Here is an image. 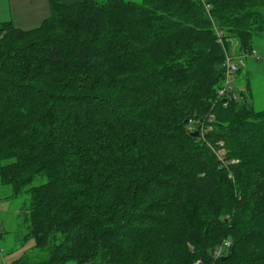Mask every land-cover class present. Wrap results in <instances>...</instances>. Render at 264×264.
I'll return each instance as SVG.
<instances>
[{
	"label": "trees",
	"instance_id": "1",
	"mask_svg": "<svg viewBox=\"0 0 264 264\" xmlns=\"http://www.w3.org/2000/svg\"><path fill=\"white\" fill-rule=\"evenodd\" d=\"M49 2L0 24V187L34 264H264V112L219 99L214 29L253 55L264 0Z\"/></svg>",
	"mask_w": 264,
	"mask_h": 264
},
{
	"label": "rangeland",
	"instance_id": "2",
	"mask_svg": "<svg viewBox=\"0 0 264 264\" xmlns=\"http://www.w3.org/2000/svg\"><path fill=\"white\" fill-rule=\"evenodd\" d=\"M5 1L0 0V23L8 21L4 20L5 12L9 11V8L5 5ZM64 1L67 2L65 3L67 5L77 3L75 2L76 0ZM127 1L141 3L143 0ZM45 5L47 8L49 7L47 0H45ZM13 9L14 14L17 15L18 12L15 6ZM27 11H29V8ZM49 16H51V9ZM39 26L40 24L34 28ZM226 42L228 51L239 57L238 61L242 67V70L236 76L237 82L235 87L237 92H244L255 110L264 112V37L255 40L253 43L254 53L249 56H245L246 54L240 52L241 46L238 40L231 39ZM195 129L193 124L189 127V131L191 132H194ZM41 183H43V180L36 182V184ZM11 194L12 188L0 187V225L3 233V236L0 238V263L3 261H6V263L16 261L15 264L41 262L45 259V255L33 249L35 245L34 241L24 242L25 234L20 227L19 215L27 209L29 198L22 197L18 200H13L9 199ZM190 248L193 249L192 246Z\"/></svg>",
	"mask_w": 264,
	"mask_h": 264
},
{
	"label": "crops",
	"instance_id": "3",
	"mask_svg": "<svg viewBox=\"0 0 264 264\" xmlns=\"http://www.w3.org/2000/svg\"><path fill=\"white\" fill-rule=\"evenodd\" d=\"M49 7L45 5V0H6L5 5L9 8V11H6L4 23L12 22L17 28L29 31L39 28L45 20L50 18V9L51 5L49 0ZM80 0H76L75 2H79ZM63 3H67L62 0ZM14 6L18 12L17 15L14 14ZM29 8V11L27 9ZM0 23V24H4ZM39 27L34 28L36 26ZM242 69V68H241ZM6 262V261H5ZM16 262V261H15ZM13 262V263H15ZM7 263V264H13Z\"/></svg>",
	"mask_w": 264,
	"mask_h": 264
},
{
	"label": "built area",
	"instance_id": "4",
	"mask_svg": "<svg viewBox=\"0 0 264 264\" xmlns=\"http://www.w3.org/2000/svg\"><path fill=\"white\" fill-rule=\"evenodd\" d=\"M207 14L209 15L210 19L213 21L211 10L212 7L210 5H205ZM214 23V21H213ZM215 33L218 37V42L224 50L225 54V62H224V69H225V80L222 89L218 92L219 99L222 98L226 99H239L240 96L235 92L236 91V82H237V74L241 70V64L238 61L237 56L233 53L229 52L226 46V41L224 40V33L220 31L214 25ZM243 58V57H241ZM218 156L223 160L224 151L218 152ZM2 236V227L0 225V237ZM230 243L226 242L221 248H219L215 252V258H221L224 254V251L230 247ZM0 264H7L5 261L1 262ZM196 264H203L201 261L197 262Z\"/></svg>",
	"mask_w": 264,
	"mask_h": 264
},
{
	"label": "water",
	"instance_id": "5",
	"mask_svg": "<svg viewBox=\"0 0 264 264\" xmlns=\"http://www.w3.org/2000/svg\"><path fill=\"white\" fill-rule=\"evenodd\" d=\"M199 136H200L199 131L196 132V133H194V134H192V137H193V138H199Z\"/></svg>",
	"mask_w": 264,
	"mask_h": 264
},
{
	"label": "bare ground",
	"instance_id": "6",
	"mask_svg": "<svg viewBox=\"0 0 264 264\" xmlns=\"http://www.w3.org/2000/svg\"><path fill=\"white\" fill-rule=\"evenodd\" d=\"M1 238V237H0Z\"/></svg>",
	"mask_w": 264,
	"mask_h": 264
}]
</instances>
